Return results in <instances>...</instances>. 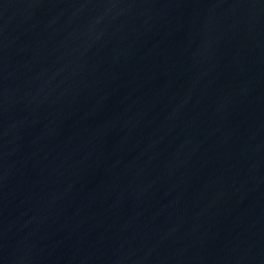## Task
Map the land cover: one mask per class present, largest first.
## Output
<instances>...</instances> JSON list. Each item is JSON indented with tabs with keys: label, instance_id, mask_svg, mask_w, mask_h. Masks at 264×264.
Here are the masks:
<instances>
[{
	"label": "water",
	"instance_id": "water-1",
	"mask_svg": "<svg viewBox=\"0 0 264 264\" xmlns=\"http://www.w3.org/2000/svg\"><path fill=\"white\" fill-rule=\"evenodd\" d=\"M0 264H264V0H0Z\"/></svg>",
	"mask_w": 264,
	"mask_h": 264
}]
</instances>
